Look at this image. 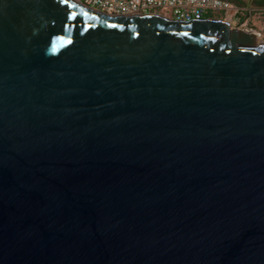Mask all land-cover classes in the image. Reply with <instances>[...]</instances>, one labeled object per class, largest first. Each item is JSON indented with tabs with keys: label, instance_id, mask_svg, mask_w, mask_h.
<instances>
[{
	"label": "water",
	"instance_id": "obj_1",
	"mask_svg": "<svg viewBox=\"0 0 264 264\" xmlns=\"http://www.w3.org/2000/svg\"><path fill=\"white\" fill-rule=\"evenodd\" d=\"M258 39L0 0V264H264Z\"/></svg>",
	"mask_w": 264,
	"mask_h": 264
},
{
	"label": "built area",
	"instance_id": "obj_2",
	"mask_svg": "<svg viewBox=\"0 0 264 264\" xmlns=\"http://www.w3.org/2000/svg\"><path fill=\"white\" fill-rule=\"evenodd\" d=\"M94 12L107 16H160L176 22L220 19L236 22L233 28L242 29L259 38V33L240 22L245 10L228 0H72ZM250 16L251 11L248 12ZM246 17V18H247ZM248 20V19H247Z\"/></svg>",
	"mask_w": 264,
	"mask_h": 264
},
{
	"label": "crops",
	"instance_id": "obj_3",
	"mask_svg": "<svg viewBox=\"0 0 264 264\" xmlns=\"http://www.w3.org/2000/svg\"><path fill=\"white\" fill-rule=\"evenodd\" d=\"M240 5V7L245 10L244 15L239 16L240 17V22H245L247 25L257 32H261V30H264V21H261L262 19L264 20V7L263 6H258V4L264 0H237ZM248 12L251 11L250 16L247 17ZM247 17V18H246ZM255 17L260 18V21H256ZM248 19V20H247ZM259 29V30H257Z\"/></svg>",
	"mask_w": 264,
	"mask_h": 264
},
{
	"label": "rangeland",
	"instance_id": "obj_4",
	"mask_svg": "<svg viewBox=\"0 0 264 264\" xmlns=\"http://www.w3.org/2000/svg\"><path fill=\"white\" fill-rule=\"evenodd\" d=\"M255 19H256V21H260L261 19L260 18H258V17H255ZM261 21H264L263 19L261 20ZM236 25V22H232V26H235ZM257 30H259V29H257ZM260 31V30H259ZM259 33V32H258ZM260 35H259V39H260V41H263L264 42V30L262 31L261 30V32L259 33Z\"/></svg>",
	"mask_w": 264,
	"mask_h": 264
},
{
	"label": "trees",
	"instance_id": "obj_5",
	"mask_svg": "<svg viewBox=\"0 0 264 264\" xmlns=\"http://www.w3.org/2000/svg\"><path fill=\"white\" fill-rule=\"evenodd\" d=\"M228 1L232 2L233 4H235V5L238 6V7H240V5H241V4L238 3L237 0H228ZM258 6H263V7H264V1L260 2V3L258 4Z\"/></svg>",
	"mask_w": 264,
	"mask_h": 264
},
{
	"label": "snow or ice",
	"instance_id": "obj_6",
	"mask_svg": "<svg viewBox=\"0 0 264 264\" xmlns=\"http://www.w3.org/2000/svg\"><path fill=\"white\" fill-rule=\"evenodd\" d=\"M61 2L67 4L68 3V0H61ZM71 6L74 7L75 5H71ZM73 16H74V14H69L68 19H72Z\"/></svg>",
	"mask_w": 264,
	"mask_h": 264
},
{
	"label": "bare ground",
	"instance_id": "obj_7",
	"mask_svg": "<svg viewBox=\"0 0 264 264\" xmlns=\"http://www.w3.org/2000/svg\"><path fill=\"white\" fill-rule=\"evenodd\" d=\"M257 42H263V41H260V39H258Z\"/></svg>",
	"mask_w": 264,
	"mask_h": 264
}]
</instances>
